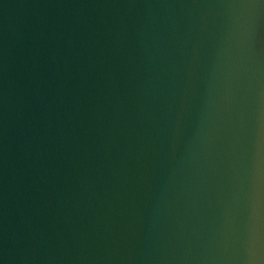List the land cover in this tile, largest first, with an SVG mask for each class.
Here are the masks:
<instances>
[{"label":"water","instance_id":"1","mask_svg":"<svg viewBox=\"0 0 264 264\" xmlns=\"http://www.w3.org/2000/svg\"><path fill=\"white\" fill-rule=\"evenodd\" d=\"M0 264H264V0H0Z\"/></svg>","mask_w":264,"mask_h":264}]
</instances>
